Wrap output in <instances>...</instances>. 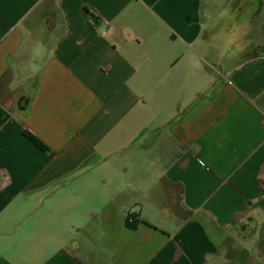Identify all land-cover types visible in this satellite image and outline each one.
Segmentation results:
<instances>
[{
	"label": "crops",
	"instance_id": "1",
	"mask_svg": "<svg viewBox=\"0 0 264 264\" xmlns=\"http://www.w3.org/2000/svg\"><path fill=\"white\" fill-rule=\"evenodd\" d=\"M255 5L0 0V264H264Z\"/></svg>",
	"mask_w": 264,
	"mask_h": 264
},
{
	"label": "trees",
	"instance_id": "2",
	"mask_svg": "<svg viewBox=\"0 0 264 264\" xmlns=\"http://www.w3.org/2000/svg\"><path fill=\"white\" fill-rule=\"evenodd\" d=\"M263 4H264V2H263V0H259V8H258V11H260V7H263ZM252 18V17H251ZM29 138H31L34 142H35V144L37 145V146H39L41 149H43V150H46L47 148H46V146L42 143V142H40L36 137H35V135H33L32 133H27L26 134ZM133 218H134V222H129V220H128V218H127V224H128V226L129 227H137V224H138V221H137V216L135 215V214H130Z\"/></svg>",
	"mask_w": 264,
	"mask_h": 264
},
{
	"label": "rangeland",
	"instance_id": "3",
	"mask_svg": "<svg viewBox=\"0 0 264 264\" xmlns=\"http://www.w3.org/2000/svg\"><path fill=\"white\" fill-rule=\"evenodd\" d=\"M263 2H264V0H263ZM258 8H259V6H254V7H252L251 9H253L252 11V13L255 15V23L257 24V23H260L261 25L264 23V4H263V7H260V11H257L258 10ZM254 10H255V12H254ZM259 24V25H260ZM252 33H255V32H252ZM102 178V177H101ZM80 184L77 186V185H74L72 188H70V190H78V189H80ZM36 205H35V203H32L31 204V208H34Z\"/></svg>",
	"mask_w": 264,
	"mask_h": 264
},
{
	"label": "built area",
	"instance_id": "4",
	"mask_svg": "<svg viewBox=\"0 0 264 264\" xmlns=\"http://www.w3.org/2000/svg\"><path fill=\"white\" fill-rule=\"evenodd\" d=\"M128 220L129 222H134V218L131 215L128 216Z\"/></svg>",
	"mask_w": 264,
	"mask_h": 264
}]
</instances>
